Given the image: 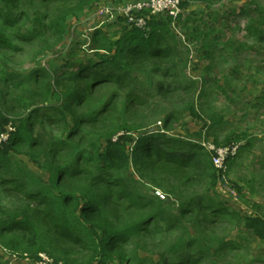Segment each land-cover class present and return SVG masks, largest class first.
Segmentation results:
<instances>
[{
    "label": "trees",
    "instance_id": "16d2710c",
    "mask_svg": "<svg viewBox=\"0 0 264 264\" xmlns=\"http://www.w3.org/2000/svg\"><path fill=\"white\" fill-rule=\"evenodd\" d=\"M218 1L182 0V8ZM99 5L0 0V20L16 37L0 30V55L40 47L30 70L0 68V127L14 129L0 145V187L16 202L0 205V249L34 262L46 254L65 264H221L226 251L244 258L247 250L235 264H264L249 251L253 238L264 243L262 204L252 210L221 202L224 179L211 153L173 133L187 116L204 120L198 101L207 96L206 79L194 81L190 65L217 51L204 31L195 38L201 51L182 43L176 27L191 16L182 15L175 27L170 17L153 16L145 30L117 16L114 34L102 27L91 32L85 47L91 58L76 70L68 62L54 73L40 66L50 41L58 45L68 33V17ZM263 24L255 21L249 34L264 42ZM208 110L210 126L223 127L227 118ZM7 114L14 115L12 123ZM254 136L249 126L215 144L243 143L240 153ZM140 181L165 198L143 193ZM232 227L242 230L238 240L229 237Z\"/></svg>",
    "mask_w": 264,
    "mask_h": 264
},
{
    "label": "rangeland",
    "instance_id": "374dc122",
    "mask_svg": "<svg viewBox=\"0 0 264 264\" xmlns=\"http://www.w3.org/2000/svg\"><path fill=\"white\" fill-rule=\"evenodd\" d=\"M133 1L135 0H130V2ZM109 3V0H100V5L92 11L86 10L78 16L70 15L68 17L70 25L68 33L59 41L58 45L50 41L52 50L46 52L40 66H44L51 73H54L51 69L61 68L68 62L73 64L72 69L76 70L77 65L75 64L91 58L92 53L87 51L85 47L86 44H91L90 34L94 29L102 27L101 29L112 35L119 29V26L114 23L119 17L128 23L126 17L121 14L118 18H114L110 14L107 16L106 12H109L108 9H110ZM120 3H116L118 4L117 7L121 6ZM185 15L191 16L192 21L185 27L181 25L176 27V33L182 43L190 46L192 50L201 51L199 48L201 43H197L195 38L204 31L209 35V47L211 49L216 47L217 51L213 59H205V56H202L201 60L193 59L190 65V76L194 78V81L200 85V80L206 79L207 96L198 101L200 110L206 111L203 113L201 110L204 120L187 116L179 122L180 124L178 123L179 125H175L173 133L175 136L180 135L183 139L187 138L210 147L209 145H216V138H218L219 143H225L224 137L228 133L231 131H248L250 126V132L255 134L259 141L255 145V150H249V152L245 150L241 156L239 153L237 157L230 159L227 178L218 187L219 192L223 193L219 195V200L225 202L224 199H230V202H236L239 205L245 204L252 210L254 206L259 207L262 204L264 211V190L258 187L259 180L264 181V170H261L262 164H264V119L259 118L254 98L255 95L261 97L264 94V42L249 34L250 25H254L255 21L260 18L264 21V0H220L213 4L195 2L186 9ZM262 28L264 29V24ZM0 30L12 40H16L13 30L1 20ZM23 48L27 49V52L18 54L17 57L6 56L2 53L0 55V68L8 66L13 70L25 72L34 67L35 64L31 63V59L40 47L37 44H31L23 46ZM6 91L5 88L3 98H6ZM231 97L238 99L237 103H234L230 99ZM5 104H9L7 99ZM208 109L211 111L213 109L227 118L223 127L212 128L210 126ZM259 111L264 112V107H260ZM252 116L258 118L255 126L256 131L249 122ZM7 117L10 118V123L15 118L13 114H7ZM160 125L159 122L157 126ZM214 147L217 149L224 148L225 145L218 146L217 144ZM248 178H252L254 182V188H250L253 190L254 196L249 194ZM140 183L144 187L142 192L146 195H154L158 191L163 193V191H157L144 181H140ZM243 187L244 190L240 191ZM256 192L257 196L255 195ZM4 193L3 188L0 187V205L11 206L16 203L13 197ZM168 205L174 209L177 206L176 203L173 205L171 202ZM221 229L219 228V230ZM219 230L209 229L208 232L222 237ZM228 232L229 237L233 240H238L239 235H243L242 230L238 234L237 229L233 227ZM148 242L152 243L151 240ZM249 244L251 255L264 260V243L253 238ZM247 253L246 250L244 258ZM12 256H16V259L30 260L28 254ZM244 258H237L234 253L228 250L224 253L221 264H235Z\"/></svg>",
    "mask_w": 264,
    "mask_h": 264
},
{
    "label": "built area",
    "instance_id": "2783aa9c",
    "mask_svg": "<svg viewBox=\"0 0 264 264\" xmlns=\"http://www.w3.org/2000/svg\"><path fill=\"white\" fill-rule=\"evenodd\" d=\"M109 12H106L107 16L110 14L112 17L125 16L127 19V24L134 26L138 29H147L149 19L153 16L165 15L173 19V27H175L176 22L184 15L182 9V0H135L133 2H127L120 7L110 8ZM121 14V15H119ZM113 18V19H114ZM13 128H9L8 131H2L0 127V144L7 142L10 138ZM207 147L204 145L205 149L211 152L212 161L215 168L222 174V178L226 180L228 174V163L231 158L238 155L241 143H233L224 148H215L212 145ZM157 195L162 199L165 196L161 192H157ZM14 260L17 258L13 256ZM35 264H65L64 262H57L46 254H40Z\"/></svg>",
    "mask_w": 264,
    "mask_h": 264
},
{
    "label": "crops",
    "instance_id": "0c3cea01",
    "mask_svg": "<svg viewBox=\"0 0 264 264\" xmlns=\"http://www.w3.org/2000/svg\"><path fill=\"white\" fill-rule=\"evenodd\" d=\"M130 0H109V8H116L118 4V2H121L120 5H123L125 4V2H129ZM255 85V84H254ZM256 86V85H255ZM259 94V93H258ZM258 95H255L254 98H255V101H256V106H257V109H258V114H259V118H262L264 119V112H261L259 111L260 107H264V102L262 103L261 100L263 101L264 100V94L263 96L261 97H257ZM253 98V99H254ZM257 120L258 118L257 117H254L252 116V119H250V124L251 126L255 129L256 131V124H257ZM255 133V132H254ZM255 135V134H254ZM258 137L254 136V141L250 144V146L248 147L247 151L249 152V150H255V145L256 143L258 142ZM254 152V151H253ZM243 153V151L241 150L240 151V155ZM262 169L261 170H264V164H262ZM248 183H249V194L254 196V192L253 190H251L250 188H254V182L252 180V178H248ZM260 189L264 190V181L263 180H259V186H258ZM244 188V187H243ZM255 195L257 196V192L255 193ZM0 264H35L34 261L32 260H27V259H15L13 260V256L10 255L9 253L5 252V251H2L0 249Z\"/></svg>",
    "mask_w": 264,
    "mask_h": 264
},
{
    "label": "bare ground",
    "instance_id": "6f19581e",
    "mask_svg": "<svg viewBox=\"0 0 264 264\" xmlns=\"http://www.w3.org/2000/svg\"><path fill=\"white\" fill-rule=\"evenodd\" d=\"M183 9V8H182ZM183 11H184V14H185V10L183 9ZM2 130V129H1ZM3 131V130H2ZM4 132V131H3ZM4 143H6V142H4ZM4 143H1L0 145H2V144H4ZM53 259V258H52ZM13 260H14V258H13ZM37 261V260H36ZM56 261V260H55Z\"/></svg>",
    "mask_w": 264,
    "mask_h": 264
}]
</instances>
